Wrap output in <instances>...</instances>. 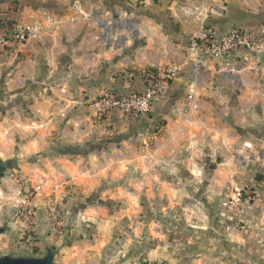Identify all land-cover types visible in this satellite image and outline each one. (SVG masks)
<instances>
[{
	"label": "crops",
	"instance_id": "0c3cea01",
	"mask_svg": "<svg viewBox=\"0 0 264 264\" xmlns=\"http://www.w3.org/2000/svg\"><path fill=\"white\" fill-rule=\"evenodd\" d=\"M73 5H77L76 14ZM46 16L53 19L51 25L45 23ZM98 19L111 24L118 22V28L104 37L97 26ZM11 22H41L42 31L23 45L11 44L0 50V84L4 80L10 90L28 80L38 81L44 79L45 75L51 76L64 69L63 73L76 82V87L88 93L106 85L121 92H140L146 87V71L179 67L177 79L170 84L169 90L174 92L172 96L179 102L184 100V113L180 107L179 114L171 117L175 123L172 124L170 120L160 128L158 137H154L156 146L151 157L144 159L139 152L133 165L139 169V178L133 186L134 196L117 192L114 198L117 202H124L125 199L131 201L123 203L121 207L124 208L113 215L117 218L131 211L132 214H140L141 208H135L136 202L139 204L142 196L149 201L156 196L151 190L152 182L160 180L161 172L153 169L165 164L164 159L172 158L180 133L184 140L186 160L192 153L198 152L201 156L205 148L201 141L203 145L205 141L209 144L213 129L225 130L227 135H232L230 141H235L231 146L233 150L239 151L245 143L253 144L254 151L245 149L246 155L240 157L243 170L238 177L234 175L250 186L253 197L238 205L240 226H224L221 222L210 224L205 221L198 203L189 204L190 196L204 192V185H200L203 181H210L212 185L222 181L232 182L231 173H220L216 169L210 170L207 175L201 173L199 186L190 183L193 175L184 166V218L189 222V218L195 215L196 226L191 223L189 226L199 235L195 241L188 238L187 244L196 242L202 251L186 258L191 257L195 264H264V172L248 178L252 175L248 172L249 167H253L254 163L264 165V59L240 49L229 59L209 61L194 73L185 51L189 39L197 37L201 30L214 38L233 29L260 31L264 26V0H0V24ZM234 65H239L241 70L224 80L221 73ZM113 72L123 75L112 86L108 80L114 79ZM111 74V78H108ZM82 76L85 81H82ZM180 81L186 82L184 90ZM189 86H193L194 96L187 103ZM163 96L158 99L159 103ZM55 100L61 103L66 99H62L58 93ZM76 101V98L70 99L71 110L66 115H58L61 118L58 120L61 142L75 148L92 138L96 130L92 115L85 108H73ZM158 102L155 104V114L149 115L156 123L159 118L170 117V114L165 116L166 111L162 107L156 109V106H161ZM183 119L184 124L178 125V121ZM112 121L114 127L126 126V121L120 125L118 117ZM130 121L140 122L141 119ZM85 132L89 135L80 140L79 137ZM216 149V152L225 151L219 144ZM206 155L214 159L216 153L211 156L209 151ZM202 162L201 159L193 160L198 168L203 165ZM87 164L91 167L87 168L85 161L61 164L62 173L75 186L73 189L80 191L81 196L87 194L99 178L94 176V172L102 171L101 168L94 170L92 163ZM229 164L231 161H224L225 166ZM120 169L118 164L116 172L109 176L119 177ZM213 191L216 195L220 193ZM164 193L161 190L157 196L163 197ZM103 210L108 214L100 209L94 210V213L112 216L107 207H103ZM234 210L229 209L228 220L238 215ZM83 218L86 220V215ZM98 220L93 224L99 230V235L104 237L102 240L99 238L98 242H108L109 236L105 237L102 231H110L114 223L109 225ZM204 245H211L212 250L205 253L202 250Z\"/></svg>",
	"mask_w": 264,
	"mask_h": 264
},
{
	"label": "rangeland",
	"instance_id": "374dc122",
	"mask_svg": "<svg viewBox=\"0 0 264 264\" xmlns=\"http://www.w3.org/2000/svg\"><path fill=\"white\" fill-rule=\"evenodd\" d=\"M166 68H163L161 72ZM63 72L64 69H60L55 74H50L51 76L45 75L44 79L28 80L11 90L4 80L0 84V160L16 158L13 169L0 180V188L7 192V188L3 187L6 179L16 180L23 177L20 181L24 186L21 188V197L26 199L24 205L16 207H9L0 201V226L7 228L6 233L0 236V255L42 256L48 248L65 245L56 257V261L60 264H195L191 257L186 258V256H195L193 254L202 251L196 242L193 245L187 244L188 238H193L195 241V237L199 235L189 226L190 223L196 226L195 215L189 218V222L184 218V165L180 161L184 160L185 152L181 133L180 140L175 141L178 145L173 151L172 158L164 159L165 164L155 166L153 169L157 173L161 172L159 179L162 180L152 182L151 190L156 196L151 201L142 196L139 204L136 202L137 199L135 200L137 204L135 208L137 206L141 208L140 214H132L131 211L125 216L116 218L113 213L124 208L121 207L123 203L131 200L117 202L116 199L105 198L103 195L105 192L112 191L114 196L117 192L134 196L133 185L139 178V169L133 167L135 159L139 152L144 159L152 156L151 153L156 146L154 137H158L157 132L170 120L172 124L175 123V119L171 117L180 112V107L181 112L184 113V100L179 102L172 96L174 92H171L168 87L155 100L147 117L142 118L140 122L130 121L121 111L101 109L98 105L111 97L125 95L129 93L128 91H117L106 85L102 89L88 93L85 89L79 90L76 82L70 80ZM113 75L116 80H108L112 86L117 80L122 79L119 76L123 73L113 72ZM111 76L112 74L108 78ZM82 77V81H85V77ZM145 86L140 92L147 88V83ZM58 93L62 99L66 100L58 103L55 100ZM162 96L163 100L159 103L158 99ZM72 98L77 99L76 106L73 108H85L92 115L93 125L96 126L92 138L78 146L74 153L72 149L75 147L61 142L62 135L58 132L60 127L58 120L61 118L56 115L60 110L65 115L71 110L70 99ZM157 102L161 106H156V109L159 110L162 107V110L166 111L165 116L170 114V117L159 118L156 123L149 115L155 114ZM25 117L37 125L38 130L31 135L25 133L22 128L14 126V122L17 121L23 124ZM114 117H118L120 125L126 121V126L114 127L112 123ZM154 123H156L155 126ZM180 124H184V119L178 121V125ZM231 137L232 135H227L229 140ZM34 141L44 145L42 151H31V144ZM207 144L208 142L205 141V148L200 156L201 162L203 161V165L199 166L201 173L207 175L214 169L220 173L228 172L232 174H230L232 182L219 181L218 185L214 183L217 185L215 187L212 182L203 181L200 185H204V192H200L198 196L191 195L189 204L198 203L206 217L205 221L210 224L221 222L224 226L227 224L240 226L238 218L240 207L231 208L228 202L233 187L250 189L242 178H235L243 170L240 157L245 156L246 152H239L240 148L239 151L222 149L217 151L215 158L212 159L206 155L210 151L212 156V151ZM256 146L259 147V145ZM225 160L231 161V165L225 166ZM78 161H85L87 168L91 167L87 164L89 162L90 165L93 164L94 170L106 169L107 175L115 173L119 164L121 167L119 177L123 178L119 179L115 185H110L98 178L91 190L81 196L80 191L73 189L75 186L61 171L62 162L78 163ZM164 165H166L165 168ZM47 168H51L57 174L54 180L51 177L45 179ZM173 168L176 169L174 173ZM261 171L264 172V165L254 163L253 167H249L248 172L252 175L248 178H252L254 174ZM37 188L40 189L36 191ZM212 189L219 191L220 193L217 194L219 196ZM161 190L165 191L163 197L157 196ZM252 197L253 191L250 200ZM103 207H107L112 216H98L99 214L94 213V210L100 209L108 214ZM230 208L235 209V215L238 213L237 216L232 217V220L227 218ZM85 215L86 220H83ZM98 217L102 218L98 220ZM62 220L66 222L61 223ZM97 220L98 222L103 220L109 225L114 223L110 231H102L105 237L109 236L108 242H98L99 238L102 240L104 237L102 234L99 235V230L93 224ZM202 250L206 253L208 250L211 251L212 247L204 245Z\"/></svg>",
	"mask_w": 264,
	"mask_h": 264
},
{
	"label": "built area",
	"instance_id": "2783aa9c",
	"mask_svg": "<svg viewBox=\"0 0 264 264\" xmlns=\"http://www.w3.org/2000/svg\"><path fill=\"white\" fill-rule=\"evenodd\" d=\"M75 14L77 13V5H73ZM46 24L51 25L53 19L46 16L44 19ZM97 26L102 30L103 36L106 37L112 30L118 28V22L115 24L107 23L98 19ZM42 31V23H24L15 22L0 24V50L4 47L16 44L23 45L28 39L36 37ZM240 49L249 53L260 56L264 53V26L260 31L238 30L233 29L219 38H214L201 30L197 37L189 39L186 46V55L192 64V71L196 73L205 67L210 60L229 59L234 53ZM239 65H234L232 69H228L221 73L224 80H228L232 73L240 71ZM180 69L177 66H170L156 71H148L144 73V79L147 82V88L141 92H129L120 97L106 99L98 105L101 109L121 111L125 117L131 120H140L147 117L155 100L161 93L176 81ZM191 80H193L191 78ZM194 88L188 87L187 101L193 99ZM40 188H37L38 191ZM252 191L247 187L235 186L232 189V196L228 202L231 208L237 207L243 201L251 199Z\"/></svg>",
	"mask_w": 264,
	"mask_h": 264
},
{
	"label": "clouds",
	"instance_id": "9594fccd",
	"mask_svg": "<svg viewBox=\"0 0 264 264\" xmlns=\"http://www.w3.org/2000/svg\"><path fill=\"white\" fill-rule=\"evenodd\" d=\"M46 112V109H45ZM56 115H63V112H57ZM14 126L17 128H22L25 133H28L31 135L34 131H37V125L31 123L28 121V119L25 117L24 118V123L21 124L18 121L14 122ZM87 135H89L88 132H85L83 135L79 137L80 140L84 139ZM235 143V141H230L227 138V133L225 130H212V135H211V142L207 145L209 148L212 150V155L214 156L216 153V146L219 144L222 148H224L226 151H231L232 150V144ZM10 144V141H9ZM202 147L203 141H201ZM44 145L38 144V142L34 141L31 144V151L36 152V151H42ZM245 149H248L250 151H254L253 144L252 143H245L240 146V151L243 153ZM199 160L200 159V154L197 153H192V155L183 161H180L181 164L186 166L188 170L192 173L193 175V180L190 181V183L194 185H199L200 180H201V169L198 168L194 163L193 160ZM230 163V161H229ZM47 167V166H46ZM176 171L175 168L172 169V172L174 173ZM107 170H102V171H95L94 176L99 177L101 180H104L105 182L109 183L110 185H115L119 179H122L123 177H112L106 174ZM57 174L55 173L54 170L51 168H47V179L48 177L53 178V180L56 178ZM23 179V177H20L19 179L12 180V179H6L3 182V187L7 188V192L3 191L2 188H0V201L3 202V204H7L9 207H16L19 205H24L26 203V199L24 197H21V188L24 187L20 181ZM135 186V185H133ZM25 192L27 189H24ZM44 191V188L42 186V192ZM105 198H115L114 194L112 191L105 192L104 194ZM66 221H61V223H65ZM23 227V225H21Z\"/></svg>",
	"mask_w": 264,
	"mask_h": 264
},
{
	"label": "water",
	"instance_id": "95a60500",
	"mask_svg": "<svg viewBox=\"0 0 264 264\" xmlns=\"http://www.w3.org/2000/svg\"><path fill=\"white\" fill-rule=\"evenodd\" d=\"M260 59H264V54L260 55ZM185 86V81H180ZM16 158H10L6 160H0V180L13 169ZM219 163V162H217ZM7 231L5 226H0V236L4 235ZM65 245H59L57 247L48 248L45 250L42 256L33 255H19V254H2L0 255V264H60L56 261V257L61 249Z\"/></svg>",
	"mask_w": 264,
	"mask_h": 264
},
{
	"label": "trees",
	"instance_id": "16d2710c",
	"mask_svg": "<svg viewBox=\"0 0 264 264\" xmlns=\"http://www.w3.org/2000/svg\"><path fill=\"white\" fill-rule=\"evenodd\" d=\"M146 72H148V71H146ZM157 127H159V125H157ZM157 127H156V128H157ZM73 148H74V147H73ZM77 149H78V148H74V149H72L73 153L76 152Z\"/></svg>",
	"mask_w": 264,
	"mask_h": 264
}]
</instances>
